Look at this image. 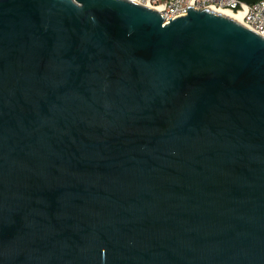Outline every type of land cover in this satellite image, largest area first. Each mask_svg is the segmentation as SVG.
<instances>
[{
	"label": "water",
	"instance_id": "95a60500",
	"mask_svg": "<svg viewBox=\"0 0 264 264\" xmlns=\"http://www.w3.org/2000/svg\"><path fill=\"white\" fill-rule=\"evenodd\" d=\"M164 20L0 0V264H264V37Z\"/></svg>",
	"mask_w": 264,
	"mask_h": 264
},
{
	"label": "built area",
	"instance_id": "2783aa9c",
	"mask_svg": "<svg viewBox=\"0 0 264 264\" xmlns=\"http://www.w3.org/2000/svg\"><path fill=\"white\" fill-rule=\"evenodd\" d=\"M138 4L156 10L165 18L164 22H170V18L176 19L188 13V7L195 9L208 8H231L238 5H246L243 23L264 37V0H259L253 4H246L241 0H131Z\"/></svg>",
	"mask_w": 264,
	"mask_h": 264
},
{
	"label": "bare ground",
	"instance_id": "6f19581e",
	"mask_svg": "<svg viewBox=\"0 0 264 264\" xmlns=\"http://www.w3.org/2000/svg\"><path fill=\"white\" fill-rule=\"evenodd\" d=\"M217 11L237 20L238 22H243V17L246 11V5L240 6L238 9L234 10L231 8H217Z\"/></svg>",
	"mask_w": 264,
	"mask_h": 264
}]
</instances>
